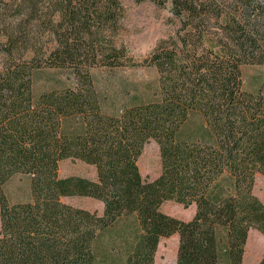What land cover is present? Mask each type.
Instances as JSON below:
<instances>
[{
    "label": "trees",
    "instance_id": "16d2710c",
    "mask_svg": "<svg viewBox=\"0 0 264 264\" xmlns=\"http://www.w3.org/2000/svg\"><path fill=\"white\" fill-rule=\"evenodd\" d=\"M151 1L169 2L180 26L144 59L156 83L116 101L90 70L130 61L114 41L120 0H0V264H155L174 233V264H243L249 231L264 236L253 193L264 94L243 89L241 72L264 65V0ZM42 63L72 83L34 90ZM150 139L161 171L146 180L137 160ZM66 158L94 165L96 180L59 176ZM17 175L27 189L14 201ZM64 196L96 198L102 213ZM167 200L194 215L163 212Z\"/></svg>",
    "mask_w": 264,
    "mask_h": 264
},
{
    "label": "rangeland",
    "instance_id": "374dc122",
    "mask_svg": "<svg viewBox=\"0 0 264 264\" xmlns=\"http://www.w3.org/2000/svg\"><path fill=\"white\" fill-rule=\"evenodd\" d=\"M123 8L119 20V29L114 36L115 45L122 47L130 58L128 64L114 68L95 67L90 71L96 82H111L114 90L111 97L116 101L130 95L129 91L148 88L154 85L158 79V72L153 65L144 62L150 53L164 40L173 36L180 26L179 19L171 12V4L166 2L159 6L151 0H120ZM42 42H48L43 37ZM49 43V42H48ZM5 54L0 51V68L5 61ZM137 63V64H131ZM34 90L42 86L50 87L55 83H72V76L68 71L44 66L37 69ZM242 87L249 91H258L264 94V65L244 64L241 67ZM125 87V92H121ZM137 164L142 177L153 180L161 171L159 146L155 140L150 139L143 146ZM57 173L59 176L78 175L91 180H96L94 165L79 159L66 158L58 162ZM10 198L17 200L23 196L27 189V183L23 176H15L9 183ZM253 193L264 203V175L257 172L254 177ZM61 200L75 207H81L101 214L103 203L88 196H64ZM160 209L176 218L190 220L195 212V205L185 208L174 201H164ZM178 235L176 233L161 238L154 255L155 264H174L176 261ZM264 253V236L256 229H251L245 244L243 264H256Z\"/></svg>",
    "mask_w": 264,
    "mask_h": 264
},
{
    "label": "crops",
    "instance_id": "0c3cea01",
    "mask_svg": "<svg viewBox=\"0 0 264 264\" xmlns=\"http://www.w3.org/2000/svg\"><path fill=\"white\" fill-rule=\"evenodd\" d=\"M250 232V231H249Z\"/></svg>",
    "mask_w": 264,
    "mask_h": 264
}]
</instances>
